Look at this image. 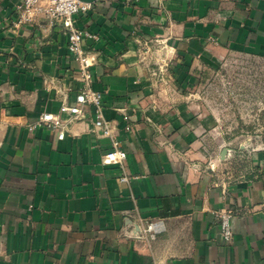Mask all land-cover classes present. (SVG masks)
Masks as SVG:
<instances>
[{
  "label": "crops",
  "instance_id": "0c3cea01",
  "mask_svg": "<svg viewBox=\"0 0 264 264\" xmlns=\"http://www.w3.org/2000/svg\"><path fill=\"white\" fill-rule=\"evenodd\" d=\"M21 2L0 0V264H264V151L233 175L210 169L221 140L184 100L229 53L264 49V0H99L76 18L99 35L86 45L93 87L130 183L104 165L111 140L92 132L90 112L63 140L29 129L75 102L79 63L62 22L13 29ZM161 66L176 98L161 90ZM222 209L234 213L230 244ZM139 219L165 228L149 243L122 237Z\"/></svg>",
  "mask_w": 264,
  "mask_h": 264
},
{
  "label": "rangeland",
  "instance_id": "374dc122",
  "mask_svg": "<svg viewBox=\"0 0 264 264\" xmlns=\"http://www.w3.org/2000/svg\"><path fill=\"white\" fill-rule=\"evenodd\" d=\"M158 56L153 55L150 60ZM171 77L170 81L162 79L161 90L176 98L181 88H176L173 74ZM187 89L184 100L196 107L206 123L208 137L221 140V151L208 148L210 169L233 175L244 169L245 154L264 151L263 48L251 46L229 53L218 67Z\"/></svg>",
  "mask_w": 264,
  "mask_h": 264
},
{
  "label": "built area",
  "instance_id": "2783aa9c",
  "mask_svg": "<svg viewBox=\"0 0 264 264\" xmlns=\"http://www.w3.org/2000/svg\"><path fill=\"white\" fill-rule=\"evenodd\" d=\"M94 8V3L81 0H22L16 8V17L12 22L15 31L24 26L32 24L42 17L62 22L64 32L69 40V50L76 57L79 68L77 70V81L79 92L75 102L63 101L60 114L42 113L36 121L29 126L35 130L38 127H48L53 130L58 139H65L69 132L71 123L83 121L87 113L93 116L92 132L99 138L111 140V148L103 155V163L106 166L119 169V180L121 183H130L134 177L127 170V153L121 141L117 138L116 128L109 121L104 113V93L94 89L93 63L89 58L87 43L98 41L99 35L87 29H81L76 24V18L84 15ZM163 78L170 81V74L167 67L161 66ZM63 115H67L64 119ZM220 225L221 234L228 244L234 241V230L232 221L234 213L226 209L214 212ZM164 223L146 222L139 219V223L132 224L122 229L121 236L126 239L151 242L155 241L157 235L164 230Z\"/></svg>",
  "mask_w": 264,
  "mask_h": 264
},
{
  "label": "water",
  "instance_id": "95a60500",
  "mask_svg": "<svg viewBox=\"0 0 264 264\" xmlns=\"http://www.w3.org/2000/svg\"><path fill=\"white\" fill-rule=\"evenodd\" d=\"M81 1H84V2H91V3H96V2L99 1V0H81Z\"/></svg>",
  "mask_w": 264,
  "mask_h": 264
}]
</instances>
